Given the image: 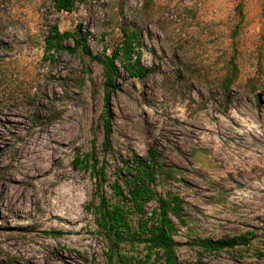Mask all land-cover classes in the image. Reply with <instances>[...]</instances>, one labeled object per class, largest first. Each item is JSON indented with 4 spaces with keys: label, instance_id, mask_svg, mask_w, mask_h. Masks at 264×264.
<instances>
[{
    "label": "rangeland",
    "instance_id": "1",
    "mask_svg": "<svg viewBox=\"0 0 264 264\" xmlns=\"http://www.w3.org/2000/svg\"><path fill=\"white\" fill-rule=\"evenodd\" d=\"M53 24L79 26L93 54L135 30L150 68L130 77L117 59L106 198L115 201L116 180L126 196L131 160L153 148L166 172L157 193L182 200V219L170 215L178 262L264 264V0H76L71 11L0 0V264H109L96 176L74 164L93 144L102 162V68L79 52L46 58ZM156 205L144 203V218ZM233 236L247 243L199 245ZM141 247L122 242L120 252L141 258Z\"/></svg>",
    "mask_w": 264,
    "mask_h": 264
},
{
    "label": "trees",
    "instance_id": "2",
    "mask_svg": "<svg viewBox=\"0 0 264 264\" xmlns=\"http://www.w3.org/2000/svg\"><path fill=\"white\" fill-rule=\"evenodd\" d=\"M75 1L52 0V6L57 11H71ZM86 37L87 33L82 32L79 26L74 31H69L60 30L57 25L53 24L44 37L43 49L44 56L50 60L54 59V55L61 51H67L70 54L79 52L82 59L85 55L92 61L98 62L102 68L103 108L100 115L102 162L98 165L100 160L95 153V144H93L90 152L85 153L82 157L75 156L74 164L85 168L90 167L96 176V191L99 196V202L95 206L96 224L99 233L107 240L106 259L109 264H147L150 257L155 255L161 261L160 264H180L175 252L177 242L173 238V232L176 228L170 215L178 220L182 219V215H184L181 208L182 200L177 196L164 197L157 193L154 184L155 177L166 172L158 162L155 149L149 148L146 158L135 155L131 160L133 170L128 169L126 196H123L119 180L110 184L115 197L114 202L109 201L101 190V184L106 180L105 154L112 145L111 94L119 88L117 59L120 58L121 66L130 77L143 78L150 72V68L142 64L139 51L134 50V44L137 43L135 39L138 38L137 32L125 30L122 41L110 53L104 51L102 54L91 52ZM68 39L73 40V46L65 44ZM229 83L230 79L227 78L223 87L227 88ZM123 197L130 202L129 205L123 201ZM151 199H154L157 205L150 212V215L144 218L141 213L142 207ZM132 210L140 214L137 226L132 225L129 218ZM122 242L141 245L142 257L137 258V255L129 256L121 253L120 244ZM242 243H247L243 240V236L207 238L199 241L203 250L216 252Z\"/></svg>",
    "mask_w": 264,
    "mask_h": 264
}]
</instances>
